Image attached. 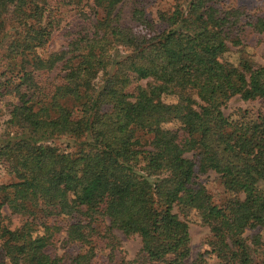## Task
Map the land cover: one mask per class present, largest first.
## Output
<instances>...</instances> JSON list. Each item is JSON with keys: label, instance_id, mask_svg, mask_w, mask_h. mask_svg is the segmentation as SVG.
I'll return each mask as SVG.
<instances>
[{"label": "trees", "instance_id": "16d2710c", "mask_svg": "<svg viewBox=\"0 0 264 264\" xmlns=\"http://www.w3.org/2000/svg\"><path fill=\"white\" fill-rule=\"evenodd\" d=\"M229 1L176 0L152 20L147 0H68L82 24L62 51L40 55L55 24L46 0H0V161L10 175L0 264H92L94 241L112 242V230L135 235L139 250L131 261L110 252L105 264H255L260 238L243 233L264 230V65L225 58L245 31L264 35V15ZM55 70L61 83L42 92L34 72ZM131 71L146 81L141 99L124 92ZM233 97L260 108L229 119L221 108ZM170 123L163 148L142 141ZM207 171L230 195L221 205L196 183ZM200 196L207 250L188 263V227L172 210ZM4 209L19 226L3 222ZM60 233L75 253H46Z\"/></svg>", "mask_w": 264, "mask_h": 264}, {"label": "rangeland", "instance_id": "374dc122", "mask_svg": "<svg viewBox=\"0 0 264 264\" xmlns=\"http://www.w3.org/2000/svg\"><path fill=\"white\" fill-rule=\"evenodd\" d=\"M67 1L68 0H46L47 5L52 11L51 18L55 21V24L53 25L48 42L44 47L37 51L40 55L62 51L65 44V34L76 30L82 24V21L78 16L79 9L70 6ZM147 1V15L150 19L155 20L154 12L170 9L176 0ZM90 2L91 0H82V5H90ZM227 4L234 7H243L249 16L264 15V0H232ZM82 11L89 12L87 8H83ZM154 29L159 30L161 28L158 24L154 23ZM235 52H239V54ZM238 55L246 57L255 65H264V35L256 34L249 30L245 31L242 35V45L237 48H230V53L226 55L225 59L229 62L235 63ZM1 70L2 65L0 64V71ZM61 75L62 74L58 70L51 72H34V81L41 88L42 92L48 93L52 90L53 86L61 83ZM129 79V85L124 89V92L130 100L141 99L142 96L139 90L144 88L146 81L139 80L137 78V73L134 71L130 72ZM161 100L167 104L175 102L172 97H162ZM1 104L2 103H0V106ZM259 108L260 104L258 101L245 102L238 97H233L221 108V112L225 117L233 119L236 115L240 114L241 111L246 110L247 112L255 113ZM189 112L190 109L188 108L182 109L180 120L185 121ZM77 115L78 111L74 109L71 113V117L74 119ZM2 118L3 117H0V129L3 128L1 127ZM174 126H177V124H165L148 136L142 135V141L147 143L148 140L152 147L155 149H161L166 142V130ZM54 144L59 150H63L65 141L63 139L55 140ZM145 148L147 149L146 144ZM9 181V169L5 162L0 161V183H7ZM196 183L203 188L204 193L209 197V202L211 204L221 205L230 197L229 194L223 191L218 177L211 171L198 174L196 177ZM202 204H204V201L200 196V198L197 199L189 209L181 211L178 207H174L172 210V212H174L181 221L185 222L188 227L190 249L188 263L196 254H201L203 251L207 250L206 242L209 233L207 228L202 224L198 214V207ZM1 213L3 216V222L7 224L10 229L19 226V217L11 215L5 209ZM95 226H97L98 231L102 232L104 227L107 226V222H98ZM111 233L114 240H112V242L110 241V243L106 242L107 240L105 239H96L94 241L95 257L92 260V264H105L106 257H108L110 252H112L111 257L114 261H118L119 259L131 261L136 257L139 250V239L135 235L125 236L117 230H112ZM255 235L259 236L261 244L260 246H257V248L254 246L252 247V258L255 264H259V261L264 258V230H246L243 233V237L247 238L248 243H250V238ZM63 238L64 235L62 233L55 236L53 246L47 247L45 249L46 253L59 256L64 252L75 253L78 250L74 245L63 244L61 242ZM206 262L207 264H215V260L211 256L206 258Z\"/></svg>", "mask_w": 264, "mask_h": 264}]
</instances>
